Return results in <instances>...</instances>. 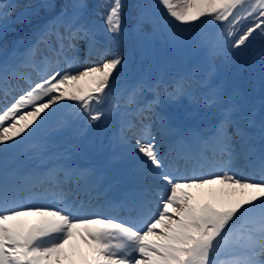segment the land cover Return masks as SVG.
Wrapping results in <instances>:
<instances>
[{
    "label": "snow or ice",
    "instance_id": "obj_1",
    "mask_svg": "<svg viewBox=\"0 0 264 264\" xmlns=\"http://www.w3.org/2000/svg\"><path fill=\"white\" fill-rule=\"evenodd\" d=\"M147 7L138 2L126 13L125 0H69L22 53L0 59V264H264V118L253 136L254 113L244 114L221 91L203 101L218 110L207 135L181 134L154 111L161 89L169 99L187 93L183 77L141 80L128 91L125 106L152 112L176 140L161 151L151 123H121L117 140L130 149L143 181L119 205L126 216H106L80 201L72 185L83 170L51 163L22 173L7 159L62 106L74 107L87 125L118 111L112 100L124 56L113 45L129 30L126 18L133 32L150 25L176 38L217 22L209 54L226 63L229 49L244 46L257 30L264 37V0H158L155 22ZM11 10L0 0V35ZM246 20L254 23L241 31ZM93 58L98 63L84 66ZM146 91L155 96L141 107ZM36 187L35 199L44 203L23 196L22 188Z\"/></svg>",
    "mask_w": 264,
    "mask_h": 264
},
{
    "label": "rangeland",
    "instance_id": "obj_2",
    "mask_svg": "<svg viewBox=\"0 0 264 264\" xmlns=\"http://www.w3.org/2000/svg\"><path fill=\"white\" fill-rule=\"evenodd\" d=\"M68 2L69 0H8L12 10L11 15L7 19V29L0 35V59L10 58L14 53L17 55L22 53L24 48L34 40V33L50 21L60 11L61 6ZM104 2H110V0H92L93 4ZM138 2L148 6L146 11L148 18L152 21L155 22L160 18V15H155L158 0H125V12H134L133 5ZM45 4L50 5V7H43L42 5ZM18 17H23V22L18 20ZM132 23L131 20L126 18L129 30L125 36L120 38L119 42L113 45V49L120 51L124 56V65L116 74V88L114 89V99L112 100V103L119 106L118 111L112 112V114L102 118L94 125H87L82 117L77 116L74 107L62 106L40 128H45L47 129L46 132H50L49 138L44 141L33 142L28 148L29 153L32 154L31 159L37 154V159L40 161L41 166L45 164L46 160L50 159H58L61 162L68 161L69 155L72 153L69 152L64 157L63 153L57 150L61 146L64 152V149L70 148L72 145H79L81 149L79 151L74 149L75 153L79 157H87L88 155L85 156V154L81 155L79 153H83L87 149L93 151L95 144H103L101 152H104L107 156V151L110 148H114L115 143L118 142L117 137L120 134V129L115 128L117 116L124 121L131 120L137 124L141 120L145 124L151 123L153 125L152 133L156 137L158 147L161 148V151H166L168 144H165V139L174 142L176 133L163 127L160 121L155 119L152 112L144 111L140 113L134 107L128 108L125 106L128 91L138 81L145 79L156 80L162 77L169 82L178 77L185 79L187 93L178 99H169L164 90H160L161 102L154 111L159 112L157 108L161 106V108L166 110L167 114L160 113L170 119L172 115L177 114L176 108L181 107L185 116L196 120L202 119L207 122V118L216 116L212 112L215 107H206L201 102L204 101L206 96L217 91L223 92L225 96L231 97L237 104L246 108L248 111L246 114L254 113V118L259 115L258 112L262 106L261 102L264 101V39L255 40L256 36H261L259 30L250 37L244 46L238 49H229V60L226 63L223 56H212L209 54V49L216 42L220 30L219 25H216L217 22L207 21L205 24L197 26L189 38H176L170 33L159 29L153 31L150 25H145L142 33H136L131 30ZM250 23H254V21H244L241 31ZM192 36L198 39L197 45L190 43ZM18 47L22 49L18 51ZM194 51L201 53L203 58L197 59ZM81 58L83 59V53H81ZM207 60L213 61V64L207 62ZM94 63H98L95 58L84 66ZM176 72L183 75L178 76ZM186 72H188L187 75L185 74ZM32 80L34 82L37 81L34 73L32 74ZM24 87L27 88V85H24ZM225 90L228 91V95H226ZM149 96L154 99L155 94L152 91H146L141 97V105H144L146 100H149ZM183 99L187 100V103H197L195 110H190L187 104L179 105V101ZM9 102H11V99ZM66 103L70 104L71 102ZM172 105L176 108H171ZM63 108L66 109L65 114L61 115L60 111ZM93 126L100 127L98 143L97 140L90 139L87 135ZM71 137L78 142L75 144L67 143ZM129 139H131V133H129ZM163 146H165V149H163ZM125 147L130 152V149L127 146ZM96 150L99 153L97 147ZM47 152H49V155H47ZM208 155L211 156V152ZM107 158H109L111 164L119 160L126 163L127 159H129L122 156L116 157L117 160H114L111 156ZM58 164L61 166L60 163ZM192 166V164L188 165L189 168ZM131 169L128 174H133L136 183L142 185L143 181L136 168V163ZM39 172L43 171L39 170ZM83 176V174H80L77 180L87 183L83 186L91 192L92 197L87 200L86 198L89 197V194L87 196V194L83 193L85 196H82L81 202L83 200L86 206L93 209V211L106 216L121 217L125 216L124 214H128L127 209L122 207L120 208L124 210L120 209L121 211L117 213L104 210L102 205L105 201L102 205L96 203L97 206H94V201H97L95 199L96 195L99 194V196L105 198L109 194L106 190L96 193L100 185L102 186L103 176L99 178V181L101 179L100 182L98 181V183L93 185L85 182L82 178ZM74 189L76 190L77 187H74ZM138 191H135V193L138 194ZM40 192L41 189L32 188L31 192H29L26 188L23 191V196L31 195L35 198ZM39 203H44V201L39 200Z\"/></svg>",
    "mask_w": 264,
    "mask_h": 264
},
{
    "label": "bare ground",
    "instance_id": "obj_3",
    "mask_svg": "<svg viewBox=\"0 0 264 264\" xmlns=\"http://www.w3.org/2000/svg\"><path fill=\"white\" fill-rule=\"evenodd\" d=\"M197 43H198V39L196 38V42H195V44L197 45ZM198 52L197 51H194V55H196ZM201 58H203V56L201 55ZM207 62H209V63H212L213 64V61H211V60H207ZM225 92H226V95H228V91L227 90H225ZM149 100L147 101L146 100V103L147 104H149V106H151V101L153 100V98H151L150 96H149V98H148ZM260 99V98H259ZM141 107L143 106V105H140ZM171 108H176V107H174L173 105L171 106ZM134 109H135V107H134ZM158 109V111H159V113L160 112H162L163 114H167L166 113V110L165 109H163V108H161V106L159 107V108H157ZM177 110H178V113L177 114H174V115H172V118H171V121H176V120H178L179 121V123H182V121H180L179 120V118L181 117L183 120L184 119H186V118H184V114H183V109H181V107H178V108H176ZM241 111L244 113V114H246L248 111H247V109L246 108H244L243 106H241ZM212 112L215 114V115H217L218 116V110H217V108H214L213 110H212ZM259 115H257V116H255V120L257 121V123H259L260 122V120L262 119V118H264V108H262V106L260 107V109H259ZM208 119V118H207ZM208 121H209V119H208ZM116 122H117V124H121L122 122H124V120H122V118L121 117H118L117 118V120H116ZM44 125V124H43ZM42 125V126H43ZM189 129H195V130H197V128H194L193 126H188L187 124H184V126L182 127V131L184 132V133H187V130H189ZM209 129V128H208ZM211 129V128H210ZM46 130L47 129H39L35 134H33L31 137H29L28 138V145L30 146V144L32 145L33 144V142H37V141H44V140H46V139H48L49 137H48V135H49V131H47L46 132ZM40 132H43V134H41L40 135ZM210 132H211V130H210ZM210 132H209V134H210ZM99 133H100V127H98V126H93L92 128H91V130L89 131V133L87 134L88 135V138H92V139H94L95 141L97 140V143H98V138L100 137V135H99ZM254 133H258V128L257 129H255V131H254ZM257 134H255V136H256ZM107 136H109V134H107ZM253 136H254V134H253ZM72 138V137H71ZM73 140H74V138H72ZM176 140V137H175V139H174V141ZM74 142L75 143H77L78 141H75L74 140ZM68 143V142H67ZM74 143V144H75ZM96 146H94V149H93V151L91 150H84L83 151V153H79V154H85V156L86 155H88L87 157H79L78 155H77V157L79 158V159H82L83 161H84V167L83 168H81V169H77L76 167H73V165L71 164V157H70V160L68 159V162H67V165L65 164V162H61L60 160H58V159H56V160H53L52 159V163H60L61 164V167H70V168H73V169H77V170H83L82 171V173H83V175H84V180H85V182H89L91 185H93L94 183H98V181H99V178H101L102 176H103V179H102V182L103 183H101L102 184V186L100 185V188H99V190H98V192H96V193H99L101 190L103 191V190H106V191H109V190H112L113 188L114 189H116V188H119L121 185H125V186H127L128 184H132V182H135L136 183V181L134 180V175L133 174H128L132 169V166L136 163V161L130 156V154L128 155V152H129V150L126 148V149H124L123 150V153L121 154V156L122 157H125V158H129V159H127V163L130 165L129 166V170L126 172V173H122V177H123V179L124 180H122L123 182L122 183H116V184H112V185H110L109 184V181H108V175H107V171L108 170H111L112 168H113V166L116 164V162L115 163H113V164H111V161L109 160V158H107V157H109V155H110V152H112V151H114L115 149H116V146H114V148H110L108 151H107V156L105 155V153L103 152H101V147H103L102 145L103 144H95ZM62 147V146H61ZM58 148L57 150H59V151H61L62 153H63V156L65 157V154L67 155L69 152L70 153H72V154H76L75 153V150L76 151H79L80 149H81V147H79V145H76L75 144V146L74 145H72V147H70V148H66V149H64L65 151L63 152L62 150H63V147L62 148ZM96 147L99 149V153H98V150H96ZM75 149V150H74ZM78 153V152H77ZM25 155L29 158V159H31L32 157V154L31 153H29V152H27V153H25ZM12 162V161H11ZM189 164H192V163H189ZM91 165V166H90ZM193 165V164H192ZM19 170H21V167L19 168ZM132 175V176H131ZM74 179H76L77 180V177H73ZM76 180H75V182H76ZM100 181H101V179H100ZM99 181V182H100ZM129 181L131 182V183H129ZM81 184V181H79V184H78V186ZM85 183H82V186L84 185ZM87 184V183H86ZM85 184V185H86ZM77 186V187H78ZM22 190V192H23V190H25V188H22L21 189ZM89 194V197L88 198H86L87 200H89V198L90 197H92V194H91V192L90 191H88V189L87 188H85V186H83L81 189H78L77 190V192H76V194L77 195H82V194ZM83 194V195H84ZM136 193L135 192H130V191H128V193H125V198H124V200L122 201V202H119V203H117V204H111V205H115V207H119V205L120 204H122L126 199H128V198H130L132 195H135ZM83 198H85V197H83ZM95 199H97V204L98 205H102L103 204V202L105 201L104 200V198L103 197H101V196H99V194L98 195H96V197H95ZM92 201V200H91ZM33 202L34 203H39V200H33ZM82 202H83V200H82ZM97 206V205H96ZM103 206V205H102ZM93 210V209H92Z\"/></svg>",
    "mask_w": 264,
    "mask_h": 264
},
{
    "label": "crops",
    "instance_id": "obj_4",
    "mask_svg": "<svg viewBox=\"0 0 264 264\" xmlns=\"http://www.w3.org/2000/svg\"><path fill=\"white\" fill-rule=\"evenodd\" d=\"M216 25H218V23H216Z\"/></svg>",
    "mask_w": 264,
    "mask_h": 264
},
{
    "label": "built area",
    "instance_id": "obj_5",
    "mask_svg": "<svg viewBox=\"0 0 264 264\" xmlns=\"http://www.w3.org/2000/svg\"><path fill=\"white\" fill-rule=\"evenodd\" d=\"M256 40V39H255Z\"/></svg>",
    "mask_w": 264,
    "mask_h": 264
}]
</instances>
